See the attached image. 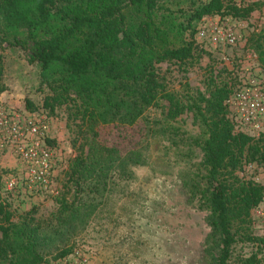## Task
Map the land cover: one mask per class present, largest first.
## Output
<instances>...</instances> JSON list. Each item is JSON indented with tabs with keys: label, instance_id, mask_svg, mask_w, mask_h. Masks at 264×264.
Here are the masks:
<instances>
[{
	"label": "trees",
	"instance_id": "obj_1",
	"mask_svg": "<svg viewBox=\"0 0 264 264\" xmlns=\"http://www.w3.org/2000/svg\"><path fill=\"white\" fill-rule=\"evenodd\" d=\"M187 1L190 6L183 8ZM256 7L233 0H0V41L21 46L37 68L39 84L47 89L42 107L53 114L65 106L74 123L80 122L79 132L88 134L86 151L71 159L65 173L71 198H57L47 219L26 214L13 222L0 204V264H45L53 249L86 225L95 196L108 190L115 175L129 179L130 167L143 161L139 150L122 152L103 133L141 128L144 112L160 100L167 102L169 119L190 113L203 133L197 143L203 184L192 183L191 194L209 212L210 246L204 251L213 264H228L239 240L264 248V237L247 231L264 186L237 174L245 164L264 166V133L255 138L235 131L225 105L233 84L211 80L205 92H187L181 100L156 70L195 57V35L206 17L245 20ZM250 42L264 69V33ZM2 75L0 55V94ZM26 107L34 110L28 101ZM69 252L62 248L53 257ZM246 262L259 260L252 256Z\"/></svg>",
	"mask_w": 264,
	"mask_h": 264
},
{
	"label": "rangeland",
	"instance_id": "obj_2",
	"mask_svg": "<svg viewBox=\"0 0 264 264\" xmlns=\"http://www.w3.org/2000/svg\"><path fill=\"white\" fill-rule=\"evenodd\" d=\"M233 1L237 5L257 6L247 19H232L237 36L234 46L214 48L195 38L197 50L192 60L156 66L160 81L179 99H185L187 92H205L211 80L216 84H233L232 93L238 89L243 68H249L264 83V69L254 43L250 42L264 33V0ZM182 6L187 8L190 2ZM225 17L230 16L205 19ZM0 55L5 87L0 94V110L44 119L48 123L44 143L51 153V175L48 185L43 187L27 178V163L18 159L12 144L0 148V204L13 222L26 214L38 220L47 219L57 208V198L62 194L71 198L65 173L71 159L86 151L88 134L84 129L79 132L80 122L74 123L65 106L53 114L42 107L47 89L40 86L38 70L29 63L21 46L0 41ZM27 101L33 111L26 107ZM227 111L232 119L231 111ZM166 114L167 102L160 100L144 112L139 121L141 128H109L103 133L105 142L122 152L139 150L143 161L130 167L129 179L119 173L102 196H95L96 207L86 225L76 229L69 242L53 249L45 264H213L204 251L210 246L209 212L201 206L200 196L191 194L192 183L203 184L202 152L197 144L204 138L203 133L192 114L184 113L172 120ZM233 124L236 131L242 126L235 119ZM15 173V190H5L6 178ZM237 174L243 180L264 186V166L245 164ZM251 218L247 231L252 236L264 237V199L252 211ZM62 248H68L69 254L54 259ZM252 256L259 260L255 264H264V248L257 242L239 240L232 248L228 264H247Z\"/></svg>",
	"mask_w": 264,
	"mask_h": 264
},
{
	"label": "built area",
	"instance_id": "obj_3",
	"mask_svg": "<svg viewBox=\"0 0 264 264\" xmlns=\"http://www.w3.org/2000/svg\"><path fill=\"white\" fill-rule=\"evenodd\" d=\"M195 38L211 47L234 46L237 36L233 29L232 18L205 19L197 29ZM238 89H233L225 100L226 108L232 113V119L239 127L236 132L259 137L264 133V83L251 74L249 68H243ZM48 133V123L44 119L34 118L31 114L19 115L11 110H0V148L13 145L18 159L27 163V178L33 184L46 187L51 175V153L44 140ZM16 176L6 178L4 188L13 191ZM64 264H72L65 262Z\"/></svg>",
	"mask_w": 264,
	"mask_h": 264
}]
</instances>
